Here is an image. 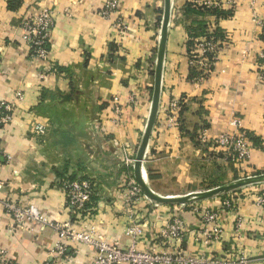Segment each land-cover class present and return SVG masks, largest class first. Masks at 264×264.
<instances>
[{
	"label": "crops",
	"instance_id": "obj_1",
	"mask_svg": "<svg viewBox=\"0 0 264 264\" xmlns=\"http://www.w3.org/2000/svg\"><path fill=\"white\" fill-rule=\"evenodd\" d=\"M106 1L0 0V101L14 107L11 122L0 127V264H90L95 257L90 243L61 239L50 226H13L7 199L122 248L181 251L191 258L245 256L249 264H264V209L254 202L259 188L187 204H157L141 192L126 203L151 107L163 0H115L116 13L103 18ZM203 1L170 0L159 108L142 160L147 185L163 196L264 171V82L257 74L264 0H236L233 8L223 3L219 9H232L227 17L200 14L207 9ZM43 7L52 11L54 26L47 59L35 61L20 23ZM201 29L209 36L218 32L212 66L205 70L191 63L194 41L188 44ZM179 99L184 110L175 126L169 108ZM235 120L251 144L241 166L213 143L235 130ZM37 125L44 131L35 132ZM126 157L133 160L128 166ZM73 176L92 184L83 210L73 209L62 189L64 178ZM226 198L230 207L223 205ZM204 210L218 213L217 239L204 234L212 227L203 222ZM175 217L183 221L180 241L162 234ZM61 242L64 254L56 251Z\"/></svg>",
	"mask_w": 264,
	"mask_h": 264
},
{
	"label": "built area",
	"instance_id": "obj_2",
	"mask_svg": "<svg viewBox=\"0 0 264 264\" xmlns=\"http://www.w3.org/2000/svg\"><path fill=\"white\" fill-rule=\"evenodd\" d=\"M236 0H208L203 1L201 6L207 9L221 8V4L225 3L233 8ZM117 3L115 0L105 2L99 14L103 18H109L115 14ZM119 23V19L117 20ZM264 28V20L259 23ZM54 26V18L52 11L48 7L41 8L36 14L25 16L20 27L23 31V42L28 49L29 57L35 61H45L49 53V44ZM190 48L191 63L195 68L208 69L212 66L214 55L217 49V43L214 36L204 35L203 37L193 40ZM47 67L39 74V78L43 79L46 75ZM257 74L259 79L264 82V54H260L257 60ZM202 77H198L201 80ZM134 97H130L132 102ZM184 106L182 99L174 100L170 104L169 120L175 125H180L181 112ZM13 104L9 101H0V127L8 124L12 120ZM235 130L231 133H222L218 135L213 143L226 156L227 160L233 165H243L248 161L251 154V144L245 131L239 128L238 121H234ZM44 127L37 125L35 132H43ZM133 160L126 157L124 163L128 166ZM129 170L127 171V173ZM130 174V172H129ZM129 195L126 196V203L131 201V197L141 195V190L133 179H128ZM62 189L66 195L68 204L76 210H83L89 203L92 195V184L88 178L76 176L73 179H65L62 182ZM255 204L264 209V186L260 187L256 192ZM223 205L230 207V200H224ZM6 213L12 218L13 226L21 227L34 222L41 225H47L58 232L61 239H75L82 242L90 243L95 249V257L90 264H249L248 258L239 256L235 259H221L215 257L207 258H191L181 251H173L170 253H160L153 249L148 251L137 250L134 245L122 248L116 243H107L104 241H95L89 236L82 233H74L65 225L52 222L47 219L41 211L32 204H18L17 202L7 199L4 202ZM202 219L206 226L212 224L208 229L205 227L204 234L208 239H217L220 233V227L217 226L218 213L211 210H204ZM183 221L177 217L167 225L163 235L170 236L174 240L180 241L183 237ZM67 246L64 242L57 245L56 251L59 254L66 252ZM11 264V262H5ZM46 264H50L47 262Z\"/></svg>",
	"mask_w": 264,
	"mask_h": 264
},
{
	"label": "water",
	"instance_id": "obj_3",
	"mask_svg": "<svg viewBox=\"0 0 264 264\" xmlns=\"http://www.w3.org/2000/svg\"><path fill=\"white\" fill-rule=\"evenodd\" d=\"M170 19V0H163V11L160 21V34L157 44L156 59L153 69V87L151 96V107L146 123L145 130L137 147L136 156L133 164V174L135 181L145 197L157 204H187L190 202L200 201L219 194L229 193L238 188L251 186L264 182V173L247 176L236 179L232 182L216 186L214 188L206 189L204 191L192 192L184 195H159L155 193L146 183L142 174V160L143 155L155 123L157 112L159 108V99L161 91V78L163 61L165 54V46L167 39L168 24Z\"/></svg>",
	"mask_w": 264,
	"mask_h": 264
},
{
	"label": "trees",
	"instance_id": "obj_4",
	"mask_svg": "<svg viewBox=\"0 0 264 264\" xmlns=\"http://www.w3.org/2000/svg\"><path fill=\"white\" fill-rule=\"evenodd\" d=\"M198 12V11H197ZM200 14H205V13H207V14H215L217 17H227V16H230L231 15V13H232V9H227V10H224V9H219V8H211V9H206V10H201L200 12H199ZM204 34V31L201 29L200 31H198V33H191L190 35H189V38H190V40L188 41V44H191L192 43V41L194 40V38H196L197 36H199V35H203ZM218 34V32H215V33H213L212 35H210V36H214V35H217ZM204 35H207V34H204ZM152 74H153V72H152ZM183 110H184V107H183V109H182V112H183ZM76 176H73V177H66V178H64V180L65 179H73V178H75ZM63 180V181H64ZM62 181V182H63ZM231 192H233V191H231ZM230 193V192H229Z\"/></svg>",
	"mask_w": 264,
	"mask_h": 264
},
{
	"label": "rangeland",
	"instance_id": "obj_5",
	"mask_svg": "<svg viewBox=\"0 0 264 264\" xmlns=\"http://www.w3.org/2000/svg\"><path fill=\"white\" fill-rule=\"evenodd\" d=\"M184 107V106H183ZM182 113V112H181ZM180 122H181V117H180ZM260 173H264V171H261V172H254V173H251V174H243L241 173V175H239V177H237V179L239 178H244V177H247V176H252V175H257V174H260ZM216 185L212 186V187H209L207 189H210V188H214ZM264 186V182L263 183H259V184H255V185H251V186H246L248 188H251V189H258L260 187ZM246 187H242V188H238L237 190H234V192H237V191H240L241 189H245ZM206 189H203L202 191H204ZM192 192H195V191H190L188 193H192ZM186 193V194H188ZM227 200H229V198H226Z\"/></svg>",
	"mask_w": 264,
	"mask_h": 264
}]
</instances>
